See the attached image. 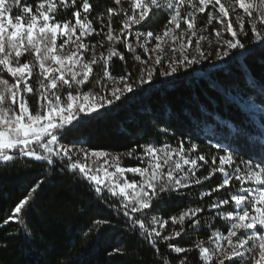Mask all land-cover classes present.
<instances>
[{
    "label": "snow or ice",
    "instance_id": "1",
    "mask_svg": "<svg viewBox=\"0 0 264 264\" xmlns=\"http://www.w3.org/2000/svg\"><path fill=\"white\" fill-rule=\"evenodd\" d=\"M99 7L92 0H0V163L27 158L49 166V175H78L113 212L114 219L92 222L97 231L120 221L125 231L138 235L157 255L159 243H164L176 254L198 250L200 264H264V157L244 158L220 149L223 154L213 155L210 172L200 177L196 175L198 162L208 164L209 158L199 153L196 144L186 146L181 142L173 147L144 143L137 146L142 151L132 148L114 154L101 147H83L87 137L80 133L81 125L102 118L126 94L151 85L157 71L161 77H172L180 69L207 60L212 53H206L201 44L208 36L203 35L206 26L197 28L200 14L207 15L208 24L215 21L220 25L212 29L219 46L215 50L218 60L236 49L247 51L241 38L249 34L264 48V0H111V6L97 12V28L91 14ZM153 9L167 10L162 34L137 28ZM113 17L120 18L118 30ZM133 35L135 43L129 39ZM97 36L102 39L92 43ZM193 37L195 55H189ZM169 41L166 51L164 45ZM117 44L140 63L119 77L109 71L113 57L127 63ZM137 49H142L148 59L136 54ZM168 52L172 55L165 61ZM101 63L103 78L96 83L102 92L82 91V86L90 82L93 65ZM70 132L78 138L67 145L61 143ZM124 157L139 164L124 166ZM82 159H91L96 167ZM128 173L140 179L129 180ZM215 173L222 174V182L200 195L211 198L209 213L215 210L214 219L226 223V234L216 229L207 244L197 239L191 248L168 243L189 230L198 233L205 226L211 228L213 221H202L203 207L188 208L169 218L173 225H180L179 229L162 234L168 221L150 215L154 202L166 193L184 195L181 189L199 185ZM233 181L239 183L235 191L231 190ZM44 182L40 179L29 188L3 224L25 223L26 207ZM224 189L228 191L223 196L213 195ZM122 251L114 248L109 255ZM163 264L170 261L165 259ZM177 264H188L187 257Z\"/></svg>",
    "mask_w": 264,
    "mask_h": 264
},
{
    "label": "trees",
    "instance_id": "2",
    "mask_svg": "<svg viewBox=\"0 0 264 264\" xmlns=\"http://www.w3.org/2000/svg\"><path fill=\"white\" fill-rule=\"evenodd\" d=\"M29 3L32 0H28ZM99 8L91 14L94 26L97 12L111 6V0H92ZM206 14L198 15L200 24L206 21ZM105 21L107 16L104 17ZM119 17H113V26L119 29ZM168 19L166 9H153L141 26L142 31L162 34ZM106 31V29H105ZM102 37H93L95 43ZM134 42V35L129 37ZM247 51L236 49L223 68L206 70L194 66L180 69L172 77H161L159 71L151 85L145 84L135 93L126 94L117 101L106 114L80 127V133L87 137L83 147H101L110 153H124L144 143L177 147L196 144L199 153L206 155L208 164L198 162L196 175L203 177L211 170V157L224 152H235L244 158L260 160L264 157V48L253 42L251 34L241 38ZM126 61L113 57L109 71L116 77L126 75L128 70L140 63L132 58L122 45ZM97 51L102 49L97 48ZM137 54V53H136ZM246 65V68L244 67ZM103 78V64L93 65L90 82L82 86V91L102 92L97 79ZM33 86L38 84L33 81ZM34 104V98L30 97ZM252 103L259 108L252 113L245 108ZM103 111V110H102ZM75 133H68L61 140L69 144L77 139ZM76 147H80L79 144ZM124 166H137L139 161L124 157ZM49 166L41 162L18 158L7 165L0 163V264H177L187 257L188 264H200L198 250L176 254L166 244L159 243L160 253L139 238L130 235L120 226H103L97 231L95 219H114L113 212L95 197L87 182L72 174H48ZM129 180H139L138 176L127 174ZM45 182L34 194L26 207L24 224H3L11 209L38 180ZM220 173L213 174L201 184H192L178 193H166L154 202L150 215H156L168 223L162 234H169L173 225L169 219L188 208L203 207V220H212L211 228L205 226L198 233L182 234L168 243L191 248L197 239L207 244L211 231L221 229L226 234L227 225L215 218V210L209 213L211 198L201 197L222 182ZM235 191L239 183L232 182ZM228 189L221 190L223 196ZM228 207V206H225ZM151 227V224H148ZM6 245V247H5ZM209 246V245H208ZM114 248L122 253L109 255Z\"/></svg>",
    "mask_w": 264,
    "mask_h": 264
},
{
    "label": "rangeland",
    "instance_id": "3",
    "mask_svg": "<svg viewBox=\"0 0 264 264\" xmlns=\"http://www.w3.org/2000/svg\"><path fill=\"white\" fill-rule=\"evenodd\" d=\"M167 11V10H166ZM201 15V14H200ZM205 26L207 27V31H205L203 33V35H206L208 36V40L206 41H202L201 44H202V47L204 49V51L206 53L208 52H211L212 54L208 57L207 60H204L203 62L199 63V64H194L192 66L196 67L197 69H200V68H205L206 70H217V69H221L223 68V66L225 65V63L230 59L231 57V54L229 57H225L223 60H218L216 58V55H215V50L219 47L216 42H215V35L214 33L212 32V29L213 28H219L220 25L216 24L215 21H213L212 24H208L207 22V17H206V21L204 20V23L200 24V20L199 18L197 17V28L198 29H201V28H205ZM182 28H185L186 25H181ZM230 38V37H229ZM195 37H193V45L189 47V55H195V50H194V44H195ZM135 43V38H134V42ZM155 41H152V44H154ZM171 44V41L168 42V44H165L164 47H165V50L167 51L169 45ZM137 54L141 55V58L144 59V60H147L148 57L147 55H145L143 53V50L142 49H137ZM179 53H177L178 55ZM172 55L171 52H168L167 55L165 56V61H167V59ZM110 87L112 86H115L114 84H110L109 85ZM245 108L249 111H251L252 113H258L259 112V108L257 106H255L254 104L252 103H245ZM83 163H87V164H90L93 168L96 167V164H93L92 163V160L89 159L87 161L83 160L82 161ZM110 171H114V169H110ZM128 174H131V173H128ZM101 175L103 176V174L101 173ZM127 175V174H126ZM107 195V194H106ZM261 231H264V229H262ZM226 243V242H225ZM210 246V245H209ZM245 264H251L250 261H246Z\"/></svg>",
    "mask_w": 264,
    "mask_h": 264
}]
</instances>
